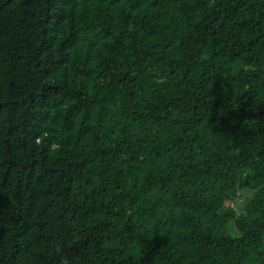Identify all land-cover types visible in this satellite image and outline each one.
I'll list each match as a JSON object with an SVG mask.
<instances>
[{
  "label": "trees",
  "instance_id": "trees-1",
  "mask_svg": "<svg viewBox=\"0 0 264 264\" xmlns=\"http://www.w3.org/2000/svg\"><path fill=\"white\" fill-rule=\"evenodd\" d=\"M0 264H264V0H0Z\"/></svg>",
  "mask_w": 264,
  "mask_h": 264
}]
</instances>
